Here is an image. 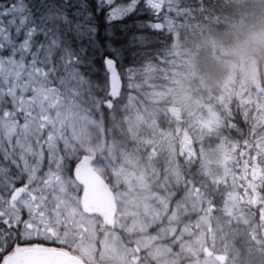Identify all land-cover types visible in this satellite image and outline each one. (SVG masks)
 Here are the masks:
<instances>
[{"label":"snow or ice","instance_id":"1","mask_svg":"<svg viewBox=\"0 0 264 264\" xmlns=\"http://www.w3.org/2000/svg\"><path fill=\"white\" fill-rule=\"evenodd\" d=\"M190 11L0 0V264H264V122L242 115L241 134L233 118L162 160L112 135L151 33Z\"/></svg>","mask_w":264,"mask_h":264},{"label":"trees","instance_id":"2","mask_svg":"<svg viewBox=\"0 0 264 264\" xmlns=\"http://www.w3.org/2000/svg\"><path fill=\"white\" fill-rule=\"evenodd\" d=\"M181 2L190 7L191 11L179 18L170 32L151 33L155 37V42L141 62L134 65L136 68L132 80L139 81L142 86L143 84L147 85V83L151 84L149 88L152 91H167L168 88L173 86L170 81L178 78V80L183 81L184 88L193 93V96L200 97L201 88L198 86L201 83V78L209 84L212 83L213 90H217L220 89L224 79L231 74V71L227 74L224 65L228 62L233 65L236 60H227V58L232 57L225 54V51L233 46L236 48V44L239 45L240 42H243V39H241L243 34L237 24L243 22L262 23L264 16L262 14L255 15L252 18H247V15L244 16V13H246L245 5L251 6L257 1H250L242 5L230 0H181ZM234 42L235 45H233ZM183 44H186V46L182 48ZM171 45L177 47V53L172 52ZM257 48L260 49L257 50ZM257 48L249 45L248 53L252 59H255L259 79L264 82L262 67L264 46ZM182 57H188L189 60L187 61ZM207 69L209 74L206 79L204 72ZM142 90H145V87ZM236 101H238L236 98L229 101V112L221 110L219 103L216 101L217 104L213 107L218 120L217 125L230 122L235 118L240 133L244 134L248 131V124L242 123L241 116H247L249 124L253 120L257 121V119L248 116L247 112H242ZM199 103L198 99V105ZM138 107L143 109L144 106L138 104ZM140 129L146 137L148 130L145 127L141 128V125ZM157 130V139H159L163 148L166 146L165 142H169L172 146L174 143L173 149L179 147L182 140L178 131H183L180 126L173 124L165 131L159 127ZM189 132L190 137H195L194 131L189 129ZM165 133H167V136ZM204 140L207 142L208 134L205 135ZM161 152L165 153L164 150H161Z\"/></svg>","mask_w":264,"mask_h":264},{"label":"rangeland","instance_id":"3","mask_svg":"<svg viewBox=\"0 0 264 264\" xmlns=\"http://www.w3.org/2000/svg\"><path fill=\"white\" fill-rule=\"evenodd\" d=\"M230 1L241 3V5L250 1H257L254 5H245L246 13H244V16L247 15V18H252L255 15L261 14L264 16V0ZM262 20V23H247L242 21L243 23L237 24L243 34L241 38L243 39V42H240L239 45L234 42L233 45L236 44L237 47L235 48V46H233L225 51V54L229 53L232 60H236V62H234L233 65L230 62L224 65L227 74L230 71L231 74L224 79L220 85V89L213 90L214 87L212 83L209 84V82L207 83L201 78V83H199L198 86L201 88L199 106L203 111L207 112V114H203L204 118L199 119L200 116H198V114L200 112L197 109V98H194L193 93H190L188 89L184 88L183 81L177 80L178 78H175L173 81V84H177L173 98H171L173 105H171L170 102L165 103V101L162 100L166 92L152 91L150 93V89L148 88L142 90L140 82L135 80L131 81L130 86L125 85V89H123L122 92L123 96L116 105L117 110L122 113L118 116L115 109H113L111 114L114 123L112 135L115 138L116 146L121 149H126L134 158L137 156L143 157L146 149L152 146L144 143L143 140L145 139V136L141 133L142 129L139 130L140 125L141 128L145 127L148 131H151L161 121V112H164V109L170 110L169 117L165 118L166 123L174 120L175 114L185 121L186 116H184L185 114L183 111L186 112L187 106H190V104L191 107L189 113L192 115L193 125L197 124V127L199 128V139L195 137L193 138V141L194 143L202 140L205 142L203 135L208 134V129L210 127H215L218 123L213 106L218 102L221 110L229 112V101H227V99L231 96H235L238 99L236 104L242 112H247L248 116L256 118L257 121L264 122V84L258 82V68L248 53L249 45H252L255 48L264 46V18H262ZM184 31L186 32L187 29ZM185 46L186 44H183L182 48ZM239 46H241V48H239ZM170 47L172 48L173 53H177V47L174 45H171ZM259 49L260 48H257V50ZM182 58L187 61L189 60L188 57ZM262 67L264 72V62ZM208 74L209 70L207 69L204 72L206 79L208 78ZM177 95H179L180 98ZM160 97L161 99L158 102ZM137 100L140 101V106H149L143 109L133 107V102ZM157 102L159 104L161 103V108L155 107L158 106ZM182 128L186 130L185 126H182ZM154 134L155 130H152V134L147 137L155 138ZM179 136L182 141L185 140V138L192 139V136H185L183 131H180ZM166 145L168 146L169 144L167 143ZM157 146L160 145L157 144ZM166 154L167 153H164V155ZM164 155H159L161 160ZM238 240L239 238H237V241ZM239 246L240 245L237 242V247Z\"/></svg>","mask_w":264,"mask_h":264}]
</instances>
